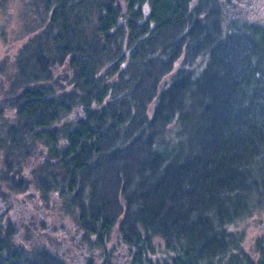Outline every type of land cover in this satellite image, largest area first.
<instances>
[{
    "label": "trees",
    "instance_id": "1",
    "mask_svg": "<svg viewBox=\"0 0 264 264\" xmlns=\"http://www.w3.org/2000/svg\"><path fill=\"white\" fill-rule=\"evenodd\" d=\"M33 2L0 61V202L67 219L87 264H264L239 227L264 213L257 0ZM5 217L0 264H69Z\"/></svg>",
    "mask_w": 264,
    "mask_h": 264
},
{
    "label": "rangeland",
    "instance_id": "2",
    "mask_svg": "<svg viewBox=\"0 0 264 264\" xmlns=\"http://www.w3.org/2000/svg\"><path fill=\"white\" fill-rule=\"evenodd\" d=\"M257 4L259 5L257 6L258 10L256 7L253 12L259 17L263 15L264 18V0H257ZM34 7L33 0H0V61L2 59H4V61H11V59L14 60L15 56L19 53L23 44L29 37V34L34 30L36 31L40 26L39 24L43 13L34 12ZM6 203L8 206L7 212L4 215L0 214V218L1 216H7L5 218L15 216V219H18V211L22 213L19 203L13 202L10 199L9 201H6ZM14 208L18 210L15 211ZM27 211L32 214L30 220H32L34 227L30 232H27L24 227L22 228L21 235L18 239L20 243L27 246L33 244L44 245L54 249L60 252L69 264L73 258H76V256H78L77 259L79 264H87L88 256H84V258L83 256H79L82 249L78 243L67 240L68 237H64L65 235L70 234V232L72 233V229L70 228L71 222L67 219H60L53 211L51 213L50 210L40 211V209L38 210V208L35 209L30 206V208L26 209V212L23 213L27 215ZM263 220L264 213L255 211L249 215L248 218L240 221L239 227L246 232V250L250 251L252 249L251 246L254 245V240L260 235H263ZM40 221H44L47 227H38ZM49 225H52V227H58L59 225L64 226L65 232L54 235V233H51L54 231L49 229ZM56 240L62 242V246L57 245ZM117 264H122V262Z\"/></svg>",
    "mask_w": 264,
    "mask_h": 264
},
{
    "label": "flooded vegetation",
    "instance_id": "3",
    "mask_svg": "<svg viewBox=\"0 0 264 264\" xmlns=\"http://www.w3.org/2000/svg\"><path fill=\"white\" fill-rule=\"evenodd\" d=\"M19 205H20L22 211H24V210L26 209L25 206H23V205H21V204H19ZM30 206L33 207V206L30 204V205H29V208H30ZM13 207H14V205H13ZM29 208H28V209H29ZM7 209H8V206L6 205V203H1V202H0V214H3V215L6 214ZM14 210L17 211L18 209L14 208ZM25 212H26V211H25ZM28 213H29V211H27V215H25V213H22L23 215L21 214V216H20V211H18V213H17L18 215H17V216H19L18 218L23 217V218H26L27 220H29V219H31V215H32V214H30V213L28 214ZM1 217H2V216H1ZM13 217L15 218V216H13ZM51 227H52V225H49V228H51ZM75 260H77V258H75Z\"/></svg>",
    "mask_w": 264,
    "mask_h": 264
}]
</instances>
